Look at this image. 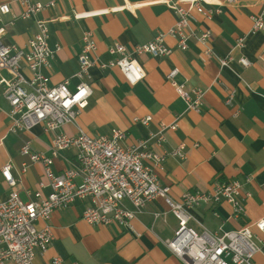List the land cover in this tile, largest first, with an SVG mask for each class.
<instances>
[{"label": "crops", "instance_id": "crops-1", "mask_svg": "<svg viewBox=\"0 0 264 264\" xmlns=\"http://www.w3.org/2000/svg\"><path fill=\"white\" fill-rule=\"evenodd\" d=\"M48 3L51 0H33ZM152 0H54V5L37 14V19L47 20L49 46H60L52 60L50 84L63 80L75 88V77L82 46L83 31H91L96 41L93 56L104 62L112 56L108 48L114 43L126 47L127 54L134 57L145 71L139 83L130 85L117 67L90 69L87 81L91 95L74 123L61 127L70 136L78 135L79 129L89 136L109 135L118 128L126 136L123 147L148 139V147L157 152L170 151L180 143L185 145V158L168 156L163 168L153 171L159 184L169 186V196L179 201L187 191H210L215 182L237 180L242 184L241 202L244 213L234 217L229 203L222 201L214 207L202 204L191 210L193 219L189 226L197 232L233 230L264 217V30L253 28L252 15L259 14L264 6L262 0H240L238 4L204 6L219 9L211 19L193 13L191 27L200 32L211 31L208 46L211 56L202 54L203 45L191 40L186 50L176 47L170 37L165 43L172 49L165 56L153 57L134 52L137 45L144 44L177 20L176 13L165 4ZM8 3L13 14L20 7L15 0ZM128 3V7L127 4ZM74 13L86 14L74 19ZM4 15L0 28H4L2 42L23 46L34 34V20H15ZM243 38V45L236 47V40ZM231 56L228 67H219V58ZM245 57L250 64L244 67L238 62ZM177 70L173 79L187 88H200L203 93V111L186 108L177 95L167 75ZM25 74L28 73L24 69ZM7 70H0V80L10 79ZM0 85V168L11 164V174L17 181L16 191L23 201L35 199L36 191L45 196L49 188L39 189V181H46L41 163H30L23 170L22 163L28 158L19 154L24 141L33 150L48 152L52 133L43 131L41 125L17 134L8 131L9 105L3 97ZM147 116V124L140 122ZM176 124L175 129L170 125ZM163 131V141L157 146L151 133ZM73 151L65 150L54 159V173L68 168ZM247 179L249 181H247ZM11 188L0 173V201L7 199ZM161 197L147 201L142 212L130 221L131 228L112 223L95 225L81 216L88 200H76L66 208L52 212L47 223L53 240L45 253L37 251L35 264H52L60 257V264H184L167 248L165 241L174 237L178 227L177 218ZM123 204L131 209L129 201ZM216 211L217 215L213 211ZM158 213V216H154ZM43 221L38 223L42 226ZM255 234L257 229L251 228ZM253 264H264V242L254 255Z\"/></svg>", "mask_w": 264, "mask_h": 264}, {"label": "built area", "instance_id": "built-area-1", "mask_svg": "<svg viewBox=\"0 0 264 264\" xmlns=\"http://www.w3.org/2000/svg\"><path fill=\"white\" fill-rule=\"evenodd\" d=\"M20 7L18 14H13L8 3L0 4V21L2 16L10 15V25L15 20H34L35 31L23 46L4 44L2 36L5 29L0 28V70L11 74L10 79L0 80L3 97L9 105L8 131L17 134L30 131L41 125L43 131L52 133L48 152L35 151L29 141L19 148V154L28 160L22 163L25 170L30 163H41L46 181H39V189L49 188V193L41 195L36 191L35 199L23 201L17 191V181L11 174V164L0 168V173L11 188L7 199L0 201V264H35L37 251L45 253L54 236L47 221L53 211L72 205L76 200H88L81 218L89 224L109 225L117 223L131 228L130 221L140 214L147 201L157 197L163 198L169 210L177 218L178 227L174 237L165 241L169 251L184 264H253L254 255L261 250L264 242V217L250 224L233 230L201 232L192 229L188 224L193 219L191 210L202 204L214 207L222 201L229 203L233 216L244 213L241 200L249 194L242 195V184L237 180L215 182L210 191H187L182 193L179 201L169 196V186L159 184L153 169L163 168V161L168 156L185 158V145L180 143L170 151L157 152L148 147V139L134 145L123 147L121 141L126 134L123 130L112 129L109 135L89 136L79 129L78 135L70 136L60 129L66 124L74 123L91 95L88 80L90 69L97 65L101 70L117 67L130 85L139 83L145 77V71L139 62L127 54L126 47L120 43L108 48L112 58L104 62L94 57L96 41L93 33L85 30L82 33V46L77 56L79 68L75 77L79 82L71 89L68 80L50 84L49 73L52 60L60 46H49V28L47 20L37 19V14L54 5L33 0H15ZM218 5L238 4L240 0H213ZM165 4L177 15L175 23L165 31L157 33L150 41L137 45L134 52L149 54L153 57L165 56L172 49L165 43L170 37L176 40L179 50H186L191 40L203 45L202 54L211 56L208 46L211 31L204 29L197 32L190 23L198 13L211 19L215 10L204 6L212 0H152ZM264 6V0H262ZM127 7L129 6L128 3ZM86 14L74 13V19L84 18ZM253 28L264 30V8L252 15ZM243 45V38L236 40V47ZM231 56L219 58V67H228ZM238 62L248 67L250 62L239 57ZM24 69L28 71L25 74ZM177 70L167 75L177 95L184 101L186 108L203 111V91L200 88L187 89L183 83L177 84L173 79ZM150 116L141 118L147 124ZM176 124L170 125L175 129ZM169 126H162L158 133H151L159 146L163 141V131ZM65 150L73 151V158L68 168L54 173V159ZM247 181H249L247 179ZM127 200L132 208L123 202ZM217 215L216 211H213ZM154 216H158V213ZM43 221L45 224L38 226ZM257 229L259 234L252 231ZM60 257H54L52 264H60ZM76 264V263H75Z\"/></svg>", "mask_w": 264, "mask_h": 264}]
</instances>
